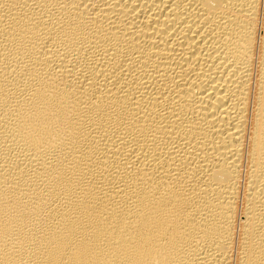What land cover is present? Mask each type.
I'll use <instances>...</instances> for the list:
<instances>
[{
    "label": "bare ground",
    "instance_id": "1",
    "mask_svg": "<svg viewBox=\"0 0 264 264\" xmlns=\"http://www.w3.org/2000/svg\"><path fill=\"white\" fill-rule=\"evenodd\" d=\"M0 264H264V0H0Z\"/></svg>",
    "mask_w": 264,
    "mask_h": 264
}]
</instances>
